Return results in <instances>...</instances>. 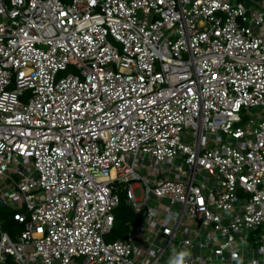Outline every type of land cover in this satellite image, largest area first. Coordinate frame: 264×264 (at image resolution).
I'll list each match as a JSON object with an SVG mask.
<instances>
[{
  "label": "built area",
  "instance_id": "obj_1",
  "mask_svg": "<svg viewBox=\"0 0 264 264\" xmlns=\"http://www.w3.org/2000/svg\"><path fill=\"white\" fill-rule=\"evenodd\" d=\"M0 203V264H264V0H0Z\"/></svg>",
  "mask_w": 264,
  "mask_h": 264
},
{
  "label": "trees",
  "instance_id": "obj_2",
  "mask_svg": "<svg viewBox=\"0 0 264 264\" xmlns=\"http://www.w3.org/2000/svg\"><path fill=\"white\" fill-rule=\"evenodd\" d=\"M119 211L121 212L120 224H119L120 227H117V222L119 221V218H118V215L116 214V212H119ZM115 215H116V226H115V230H114L113 234L111 235V237L113 236L114 240H118V239L125 238V236L127 235V232L129 230V223L137 222L138 219L135 215L133 208H131L129 205H127L123 201V197H122V202H121L120 206L115 211ZM2 217H3L2 216V209L0 208V221L3 223L4 227H5V225H9V226L18 225V222H16L13 219V217L10 221L7 219H2L3 220L2 221L1 220Z\"/></svg>",
  "mask_w": 264,
  "mask_h": 264
},
{
  "label": "rangeland",
  "instance_id": "obj_3",
  "mask_svg": "<svg viewBox=\"0 0 264 264\" xmlns=\"http://www.w3.org/2000/svg\"><path fill=\"white\" fill-rule=\"evenodd\" d=\"M65 2H70L71 0H64ZM71 71H73V70H71ZM65 73H63V75H64ZM261 111H262V108L261 107H256L254 110H253V112L254 113H261ZM210 184V183H209ZM134 194H135V197L137 198V199H141L142 197H143V192H142V189L140 188V187H135L134 188ZM122 197H123V201L128 205L129 203H128V197H127V195L126 194H123L122 195ZM0 208L2 209V218H1V220L2 219H7V220H11L12 219V214H13V212H12V209L11 208H9V207H5V206H3L1 203H0ZM116 214L118 215V218H119V221L117 222V227H120V216H121V212L119 211V212H116ZM3 221V220H2ZM5 230L6 231H8V232H11V233H15V232H20L21 231V229H20V227H19V225H15V226H9V225H5ZM107 240L108 241H113L114 240V238H113V236L111 237V236H108L107 237Z\"/></svg>",
  "mask_w": 264,
  "mask_h": 264
}]
</instances>
